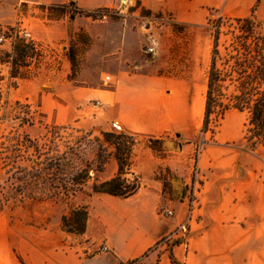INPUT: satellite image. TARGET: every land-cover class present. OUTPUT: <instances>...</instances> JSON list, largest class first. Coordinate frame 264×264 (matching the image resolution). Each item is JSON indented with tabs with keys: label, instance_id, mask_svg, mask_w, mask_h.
Instances as JSON below:
<instances>
[{
	"label": "crops",
	"instance_id": "1",
	"mask_svg": "<svg viewBox=\"0 0 264 264\" xmlns=\"http://www.w3.org/2000/svg\"><path fill=\"white\" fill-rule=\"evenodd\" d=\"M17 0H0V24L6 7ZM124 0H104L87 8L77 0H19L50 12L49 7L73 3L83 12L105 9ZM149 16H168L181 33L162 26L152 40V60L140 55L139 35L130 30H113L111 35L92 36L98 61L109 55L112 74L110 89L74 85L66 75L44 90L31 86L29 92L18 83L17 101L51 118L57 125L73 124L83 130H110L117 121L122 132L158 139L177 135L183 142L173 156L159 159L150 148L133 151L130 174L140 181L137 192L126 199L93 194L85 203L88 212L85 233L76 236L61 228V216L33 211L28 216L11 217L0 211V264H264V143L254 151L245 144L247 115L229 110L214 133L201 134L209 64L208 41L202 35L210 14L233 19L253 16L264 24V0H138ZM61 15L31 23L33 39L64 43L77 31V16L60 9ZM86 19L94 20L90 17ZM188 36L186 59L177 54L171 64L174 73L160 74L166 41L179 46ZM110 38V40H109ZM20 91L24 98L20 97ZM97 102L93 107L92 103ZM198 150L197 160L188 157ZM159 168H166L175 181L198 183L196 209L186 222V201L163 199L156 184L149 181ZM193 169L195 172L193 173ZM117 173L114 159L100 174L101 182ZM82 206V205H80ZM79 207V206H76ZM160 208L172 211L171 217ZM51 218L49 221L48 218ZM186 222V245L177 239L160 244ZM105 248L106 252H99Z\"/></svg>",
	"mask_w": 264,
	"mask_h": 264
},
{
	"label": "rangeland",
	"instance_id": "2",
	"mask_svg": "<svg viewBox=\"0 0 264 264\" xmlns=\"http://www.w3.org/2000/svg\"><path fill=\"white\" fill-rule=\"evenodd\" d=\"M81 2L85 10L99 5L104 0H77ZM122 9H119L118 3H115L104 12L100 13V19H86L85 16H77L79 25L75 26L77 31L71 35L64 43H48L33 39L31 36V23H37V18L45 19L47 17H58L61 15V10L44 12L38 6L23 2L11 3L6 7L5 22L0 24V57L3 53L10 52L11 43L15 34H18L25 41H33L38 47L39 52L28 61V66L22 70L24 79L17 80L25 86L26 93L29 92L33 85L37 89L41 87L44 90H50V87L58 80L57 75H66L68 80L74 81V85L88 86L92 83L93 86H98L105 89L112 87L111 80L105 81L106 76L112 74L109 55H104V62L98 61V50L95 45V38L91 37L107 33L111 35L113 30H130L139 35L141 49L140 55L148 61L152 60V53H146V49L152 46V40L157 36L158 28L162 26H170L174 32L181 33L184 26L175 25L170 21L168 16L151 17L149 14L140 8L138 0H124ZM72 9L67 7V13H71ZM101 16H104L101 18ZM98 18V17H97ZM219 18V14H210L205 30L202 33L208 41V58L212 48V40L214 36V26ZM163 30V29H162ZM164 31V30H163ZM90 32V34H89ZM223 35L220 36V43L223 44L228 38L224 36L225 29H222ZM26 33L28 36L24 37ZM110 40V38H109ZM188 44L187 34H183L179 46L174 44L172 38L166 41L165 53L162 60L167 64L159 72L164 76H170L174 73L172 63L176 60L177 54H183L185 57L186 47ZM206 70L200 71L206 75ZM8 70L5 65H0V74L3 76V81L0 83V90L7 104L0 107V119L5 118L1 125V134L8 136L6 142L0 146V197L4 201L3 211L11 217L28 216L33 211L42 214L47 213L52 217L67 215V213L76 208V206H85V203L91 196L90 186L94 181L100 180L101 173L89 172L90 181L86 182L74 196H63L55 194L54 197L44 199L45 195H52V191L47 189L32 190L35 200L29 199V191H20L17 188L20 184L15 180L20 177L18 167H26L27 154L13 152L11 146L13 135H27L36 141V145L40 151H48L47 158H53L56 155L65 154L70 168H84L86 165L91 169H95L97 162L106 158V164L113 157V149L111 146L103 142L100 132L103 130H83L73 124L57 125L51 118H44L38 113L37 106L29 108L24 100L17 101L19 97L12 88L13 80L8 79ZM89 83V84H88ZM23 92L20 91V97L24 98ZM93 107L97 106V102L92 103ZM114 134H124V132H116L112 128L104 130ZM203 134V133H201ZM156 143L152 144L156 150H151L154 157L166 159L173 156L174 150L182 144V140L177 135H164L158 139H154ZM161 141V142H160ZM148 138L143 135L135 136V145L133 151L149 148ZM248 146V145H247ZM18 149V148H17ZM22 150V149H21ZM20 150V151H21ZM132 151V154H133ZM32 151H29L31 153ZM198 150H195L188 158L193 161L197 160ZM45 153V152H43ZM108 153H111L108 155ZM132 154L130 161L132 160ZM23 157L24 160L21 159ZM14 163V164H13ZM105 164V165H106ZM68 169V168H67ZM68 171V170H67ZM14 177V180L11 179ZM131 178V177H128ZM147 185L156 184L159 187L163 199L182 201L188 197L189 186H182L175 181L171 171L166 168H159L154 172V175L149 181H142ZM86 207V206H85ZM160 214L164 212V208H160ZM50 221L51 218L49 217ZM102 248L99 250L101 251Z\"/></svg>",
	"mask_w": 264,
	"mask_h": 264
},
{
	"label": "trees",
	"instance_id": "3",
	"mask_svg": "<svg viewBox=\"0 0 264 264\" xmlns=\"http://www.w3.org/2000/svg\"><path fill=\"white\" fill-rule=\"evenodd\" d=\"M67 7L72 9L71 16L79 15L92 19H100L99 14L105 11L99 9L87 13L73 3L49 7V10ZM214 29L206 71L201 133H214L229 110L245 113L247 124L244 140L249 149L254 151L256 147L264 143V24L256 21L253 16L233 19L219 15ZM222 29H225L224 36L228 38L223 44L220 43ZM37 52L39 51L33 43L26 42L15 34L10 52L3 53L0 57V65L7 67L8 79L14 81L12 88L16 87L17 80L24 79L22 70L28 66V61ZM2 81L3 76L0 74V83ZM6 104L0 90V107ZM4 120L2 116L0 128ZM136 135L100 132L103 142L113 149L112 157L117 165V173L107 181H94L90 186L91 193L126 199L137 192L141 186L139 179L133 175L131 178L127 177L130 174V157ZM7 139L8 136L1 134L0 131V146ZM12 140H15L12 141L14 145L11 146L13 152L27 154L28 165L18 167L20 177L15 180L20 184L17 187L20 191H29L28 196L31 200H35L34 194L30 192L34 189L52 191V195L44 194L45 200L54 197L55 194L74 196L86 182L90 181L89 172L102 173L107 161L106 158L100 160L99 155L95 169H91L88 165L82 169H69L65 154L58 155L56 151L55 157L50 159L47 158L48 151L41 152L36 141L29 136L15 134ZM156 142L159 141L148 139L151 145L149 148L153 151L156 149L152 147V144ZM29 151L32 152L29 153ZM21 159L24 160L23 157ZM11 179L14 180V177ZM3 207L4 201L0 197V211ZM87 218L88 212L85 206L73 208L67 215L61 217V228L66 233L82 236L85 233ZM126 264H135V262Z\"/></svg>",
	"mask_w": 264,
	"mask_h": 264
},
{
	"label": "built area",
	"instance_id": "4",
	"mask_svg": "<svg viewBox=\"0 0 264 264\" xmlns=\"http://www.w3.org/2000/svg\"><path fill=\"white\" fill-rule=\"evenodd\" d=\"M104 16H101V18ZM24 37L28 36L26 33L23 34ZM3 39L0 38V42ZM26 42H30L33 43L34 46L36 47V49L39 51V47L33 42V41H26ZM146 53H152L153 52V48L152 47H148L145 51ZM105 81H110L109 77H105ZM111 128L113 130H115L116 132H122L121 126L117 121H114L111 123ZM195 172V169H193V173ZM198 190V183L197 181L194 179V177L192 178L191 184L189 185V191H188V197L185 199L186 201V205H187V209H186V222H189L190 219L193 216V213L196 209V193ZM166 217H171L172 211L168 210L165 211L163 213ZM184 222L181 225H179L175 231L169 235L167 238L163 239V241L160 242V244H168L171 242V240L177 239L176 242H179L182 246L186 245V239H187V234H188V225L187 223ZM102 252H106L105 248H102L101 250Z\"/></svg>",
	"mask_w": 264,
	"mask_h": 264
}]
</instances>
